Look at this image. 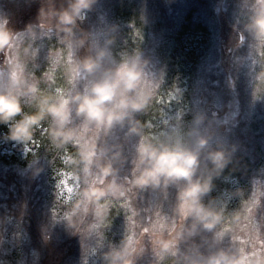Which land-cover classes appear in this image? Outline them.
<instances>
[{
	"label": "clouds",
	"instance_id": "9594fccd",
	"mask_svg": "<svg viewBox=\"0 0 264 264\" xmlns=\"http://www.w3.org/2000/svg\"><path fill=\"white\" fill-rule=\"evenodd\" d=\"M97 2L41 0L38 25L22 32L0 19V126L7 127L0 140L26 152L46 142L47 151L55 153L63 165L57 188L66 193L53 221L82 241L95 237L97 248L103 247V229L113 210H124L126 232L100 253V264H139L148 250L146 241L157 258L152 264H264V252L246 251L254 240L244 222L257 202L243 203L231 213L215 198L205 203L214 181L233 163L235 146H212V122L206 123L203 113L187 128L178 114L167 131H148L153 125L138 117L158 104L178 102L182 92H161L164 72L151 71V61L139 46L114 55L117 26L106 29L102 40L79 28ZM243 31L260 58L256 88L264 87V0H250ZM50 33L56 45L48 49L46 70L36 76V41ZM117 129L125 139L138 138L132 173L123 177L128 158L123 144L114 141ZM29 163L34 177L43 172L35 154ZM169 189H175L171 215L157 212L142 223L133 207L136 194L148 190L167 197ZM205 234H212V240ZM224 237L230 243L217 247ZM84 252L87 258L96 249L85 244Z\"/></svg>",
	"mask_w": 264,
	"mask_h": 264
},
{
	"label": "rangeland",
	"instance_id": "374dc122",
	"mask_svg": "<svg viewBox=\"0 0 264 264\" xmlns=\"http://www.w3.org/2000/svg\"><path fill=\"white\" fill-rule=\"evenodd\" d=\"M38 3L39 0H0V19L7 20L8 25L14 24L23 14L30 15ZM249 8L250 0H98L79 22V28L102 40L106 29L117 26L114 55L139 46L151 61V71L164 72L161 92L166 95L173 88L181 90L182 98L178 102L158 104L138 117L153 125L148 131L152 134L167 131L168 125L175 124L178 114L187 128L197 113H203L206 123L212 122V146L218 142L235 146L233 163L214 181L215 188L205 203L215 198L231 213L243 203L256 201V208L244 222L254 240L246 245V251L260 253L264 252V87L256 88L254 76L259 70L260 58L251 37L243 31ZM227 17L232 19L229 26L238 35L235 50L245 47V51L233 54L219 50L220 27ZM195 23L206 29L204 37L200 31L194 34L198 31H193ZM179 26L186 30L181 44L168 47ZM233 30H229L232 40ZM55 45L56 37L52 33L41 34L36 41L40 49L36 76L46 70L48 49ZM226 101L229 102L226 104ZM234 112L236 116L229 115ZM6 133V126L0 129V136ZM114 141L123 144L128 158L126 166L133 169L138 138L125 139L124 131L117 129ZM33 154L38 157L37 166L44 169L35 177L29 163ZM62 168L55 153L47 151L46 142L34 144L32 152H26L22 146L0 140V252H3L0 264H39L40 261L43 264H100V253L109 244H117L125 234L126 213L120 207L113 210L111 223L103 229L100 248L95 237L82 241L80 235H73L62 223L53 221L59 200L66 193L65 188H57ZM128 168L121 170L122 177L131 175L132 170ZM237 192L239 195H234ZM142 193L133 202L142 223L157 212L171 215L175 189H169L167 197L148 190ZM9 201H13L11 206ZM30 217L39 236L30 233ZM205 236L212 240V234ZM229 243V238L224 237L216 245L225 247ZM85 244L96 249L94 255L85 257ZM202 251L207 254V247ZM156 259L153 255L142 264H152ZM160 264H170V261H160Z\"/></svg>",
	"mask_w": 264,
	"mask_h": 264
},
{
	"label": "trees",
	"instance_id": "16d2710c",
	"mask_svg": "<svg viewBox=\"0 0 264 264\" xmlns=\"http://www.w3.org/2000/svg\"><path fill=\"white\" fill-rule=\"evenodd\" d=\"M40 7H41V0H39V3L33 8V10H32V12H31L30 15H24L23 14L18 20H16V23H14V24L11 23L8 26L10 28H12L14 31L22 32L23 29L27 25H29V24H31V25H38V12H39V8ZM230 22L233 23V21H232V19L230 17H227L226 19L224 18V22L222 23V25L220 27V33H219V38H218L219 50L220 51H224V52H229V53L237 54L240 51H245V47H242L240 49V51L235 50L234 46L236 45V39L238 41V38H237L238 35L229 26V23ZM201 27L202 26H200L199 23H195L194 26H193V31L198 30L194 34H199L198 32L200 31L201 34L204 37L205 36V33L207 34V31H206V29L205 30L204 29H201ZM223 28L225 30H223ZM229 30H233V33L235 35V38L233 40L229 38V32L231 33V31H229ZM183 31H186V30L182 29V27L179 26L178 31L174 35L171 36V39H170L171 40V43H170V45L168 47H174L175 45H180L181 44V37L184 34ZM253 49L254 48H251V50H253ZM224 99H227V98L225 97ZM228 102L229 101H226V104ZM229 115L236 116L237 115V112H234V113L229 114ZM0 129H5V126H0ZM128 167L129 166H126L125 165V168H128ZM128 169L129 170H132L131 168H128ZM141 194H143V193L142 192H139V193L136 194V197H135L134 202L138 201L139 196H142ZM143 198L146 200V197H143ZM12 203H13V201H11V202L9 201L8 205L11 206ZM28 210H30V209H28ZM140 210H141V208H139V211ZM30 224H31V227H30V233H31V235H33V232H34L36 235L39 236V233H38V231H37V229L35 227L36 224L34 223V220L31 217H30ZM39 240H41V238H39ZM42 241H44V240H42ZM146 248L148 250H147L146 254L142 258H140L139 264H142L145 260L153 257V255H154L152 253V251H151V246H150V244L147 241H146ZM2 254H3V252H0V261L2 259ZM39 264H43L42 261H40ZM60 264H65V262H62Z\"/></svg>",
	"mask_w": 264,
	"mask_h": 264
}]
</instances>
